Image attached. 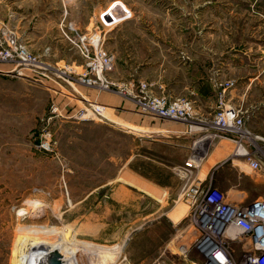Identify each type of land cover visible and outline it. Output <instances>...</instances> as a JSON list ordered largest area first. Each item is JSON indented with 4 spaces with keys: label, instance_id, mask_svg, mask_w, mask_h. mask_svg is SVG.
<instances>
[{
    "label": "rangeland",
    "instance_id": "1",
    "mask_svg": "<svg viewBox=\"0 0 264 264\" xmlns=\"http://www.w3.org/2000/svg\"><path fill=\"white\" fill-rule=\"evenodd\" d=\"M5 1L14 3L18 19L25 17L23 24H9L22 44V37L35 23L52 46L59 31L62 37L61 30L68 32V24L81 35L98 38L103 30L100 14L113 3L115 8L124 4L132 18L121 26L118 37L105 42V50L122 52L127 42L136 41V60L120 61L119 74L126 75L129 66H136V78L121 76L124 84L153 83L159 69L165 68L168 77L175 80L182 76L176 72L182 65L190 78H210L220 73L218 87L219 83L243 78L246 69L256 72L264 67V0ZM33 14L37 22L28 23ZM59 49L67 59L60 63L57 57L50 58V63L44 60L54 69L49 71V78L29 71L25 76L0 73V264H36L42 254L46 258L41 264H68L72 256L78 257L80 264L102 260L106 264H139L143 259V264H186L180 253H185L182 246L192 241L194 229L189 227L188 207L180 198L185 180L174 169L153 162L170 166L165 159L184 161L183 152L148 138L137 141L136 127L115 117L123 114L136 120L137 108L131 99L126 98L134 109H110L99 101L97 90L69 86L66 78H57L55 70L65 65L76 73L83 67L76 49L65 43ZM0 68L7 69V65ZM240 83L242 88L243 81ZM181 86L174 87L175 94ZM177 96L185 98L186 94ZM225 101L229 103L228 97ZM93 109L105 113L109 121L95 116ZM47 136L49 152L40 148ZM151 165L169 173L170 183L177 188L172 193L173 201L155 203L147 193L140 194L143 191L138 184L133 185L136 172L148 171ZM244 170L246 177H255L247 168ZM123 183L135 187L136 193ZM256 188L263 190L259 185ZM114 189L127 193H115L125 203L122 213L116 208L113 212L112 207V213L98 208V213L103 212L102 216L98 214V221L103 223L86 227L85 215L90 216L99 201H110ZM172 207L175 210L167 214L169 220L165 215ZM146 210L157 212L142 220ZM122 221L126 227L124 243L117 247L96 242L98 236L111 233L108 227L122 225ZM135 221L136 231L132 229ZM142 228L146 231L139 235ZM135 233L136 240H132ZM58 241L69 243L74 254L65 256L56 249L48 252L47 244ZM84 243L89 245L88 250L82 247ZM99 247L116 249L100 252Z\"/></svg>",
    "mask_w": 264,
    "mask_h": 264
},
{
    "label": "built area",
    "instance_id": "2",
    "mask_svg": "<svg viewBox=\"0 0 264 264\" xmlns=\"http://www.w3.org/2000/svg\"><path fill=\"white\" fill-rule=\"evenodd\" d=\"M131 18L132 12L126 6L116 10L112 4L99 16L102 28ZM61 31L77 49L83 67L81 73H76L71 66L65 65L63 69L55 70L57 78H66L69 86L76 84L99 91H115L131 99L138 112L185 124L187 134H199L193 141L191 157L182 166L174 168L185 180L180 198L188 207L189 227L194 229L192 241L188 242V249L195 255L190 264H264V195L244 203L243 193L230 197L210 182L198 179L197 174L203 154L216 140L226 139L234 145L231 158L245 161L253 176L263 175V166L254 156L258 155L264 161V138L252 135L245 128L242 112L225 101L227 90L235 82L229 80L218 84L216 110L211 119L202 120L195 116L190 100L171 99L162 92L161 86L112 81L109 73L113 69V57L104 49L101 35L96 39L94 35L86 37L71 24L67 26L68 32ZM0 65H7V69L0 68V73L9 76H25V71H29L49 78V71L54 70L42 56L28 51L16 33L6 26L0 28ZM202 142L205 145H200ZM40 148L49 152L48 141H42ZM244 172L241 175H248Z\"/></svg>",
    "mask_w": 264,
    "mask_h": 264
},
{
    "label": "crops",
    "instance_id": "3",
    "mask_svg": "<svg viewBox=\"0 0 264 264\" xmlns=\"http://www.w3.org/2000/svg\"><path fill=\"white\" fill-rule=\"evenodd\" d=\"M13 6L14 3H9L5 0H0V28L4 25L11 29L9 24L14 21H20V23L23 24V20L25 17L19 16L20 19H18L16 9ZM36 16L37 15L33 14L28 17V23L33 20L37 22V20L35 19ZM123 24L124 22L106 27L105 29L103 28L100 35L104 49L108 46V44H105L106 41L109 42L111 40H114L115 37H118L117 33L118 31L120 32L121 26ZM32 25L33 26L31 27L30 31L27 32V35L22 37L23 44L25 45L26 49L31 53L39 54L40 56H42L43 60H46L48 62V60L50 61V58L54 59L55 57H57V63L65 62L67 56L64 55L63 50L62 52H60L61 49H59L62 47L63 43L67 44L70 49H76L66 38L61 36L60 31L55 37L57 38V43L52 46V44L49 43L47 36L41 33V29L39 28V26H37L35 23ZM120 39L123 40V38H119V40ZM46 51H50L51 53H47ZM106 51L113 57V69L109 73V78L111 80L116 81L117 84H123L121 83V76H125L126 78H136L135 64L128 67V72L126 73V75L125 73H118L120 61L124 63L129 62L130 60H136V41L133 40L130 44L127 42L126 50L122 52L108 51V49H106ZM76 52L80 56L77 49ZM254 60L256 62H259V59L254 58ZM178 70H182L181 72L176 71L177 74L181 73L180 75L182 76H179L177 79L173 80V78L170 79L168 77L169 73L166 68L163 71H160L159 69V73L156 75L157 78H155L153 83L158 86H161L162 92L165 93L171 99L180 97L177 95H179L181 92L185 93L186 96L184 97L190 100L193 104L195 116L202 120L211 119L217 106V97L219 94V88L217 87V83L222 82L220 73H214L210 78L202 77L196 79L190 78V76L188 77L187 72H185L186 68L182 65L178 68ZM161 72H163V74ZM148 75L152 74L148 73ZM233 81L235 82V85L232 88H229L226 92V97H228L229 100V103L227 102V104L233 106L236 109H239L242 112L245 128L252 135L264 138V67H258V70L256 72H250L246 69L243 78H237ZM240 81H243L242 88L240 86ZM186 82L188 84H186ZM179 84H182V86L180 90L177 91L175 94L173 89L176 85ZM97 91L98 93H100L97 95V98H100L99 101H101L104 105L110 106V109H115L117 107H129L131 109H134L133 105H131V103H128L127 99L124 96H118L117 94L119 93L117 92L110 93L105 91L99 92V90ZM95 97L96 95H94V98ZM85 98L87 101L89 100V97L87 95L85 96ZM124 116L125 115L123 114H119L115 117L117 120L122 121L123 123H127L136 127L137 141L140 142L144 138H148L151 142H158L163 143L165 145H169L173 148L182 151V157L186 158L184 161H179V159H165V161L169 163L170 166L156 161L153 162L172 171L175 167L182 166L191 157L193 153V141L199 136V134H187L185 124L150 117L148 115H144L138 112L137 110L136 120L128 119ZM106 120L108 119L106 118ZM200 145L205 144L202 142L200 143ZM233 149L234 145L232 144V142L226 139L216 140L215 142H213L211 147L208 149L207 153L203 154V159L197 171L198 179L204 182H210L212 186L219 189L221 192L227 194L231 193L232 196H234L236 193L241 192L243 193L244 201H253L255 199L263 197L264 161L260 156H254L260 161L263 166V175L258 177H246V175L240 176L241 174H243L244 169L248 168V165L245 161L231 158V153ZM163 167H154L151 165L148 171L142 170L140 172H136V180L132 182L133 185H139L140 189L143 191L140 192L141 195L146 196L145 193H147L149 197H151L149 198L150 201L159 204L160 202L158 201H173L174 195H172V193L177 191V188L169 181L171 180V178L169 177V173ZM159 173H162V176ZM113 182L114 180L106 181L102 185L98 186L96 190L104 189L106 186ZM249 182H251V184ZM255 182H257V185L261 186L263 190H257V185L255 186ZM123 185L131 192L136 193V188L132 185L128 183H123ZM115 193H120L123 196L127 195V193L122 189H114L110 197V201H99L95 205V211L91 212L90 216L87 214L85 215L86 227H88L89 224H91L92 227H98L99 223H103V221H98V218L102 216L103 212L106 213L107 211L112 213L110 207L113 208V212L116 208L118 209L116 212L122 213L125 207V203L124 201H120V199L116 197ZM98 208H101L103 212L98 213ZM173 209L175 210V208L172 207L171 210L166 213V218H169V215L167 216V214L172 213L174 211ZM156 212L157 211L155 210L153 212L151 210H146L142 212L141 219L144 220L149 216L156 214ZM98 214H101V216H99ZM122 222V225L116 223L114 227H108L111 229V233H109L108 236H98L97 238L99 239V241L97 240L96 242L114 243L111 245H116L117 247L121 243H124L126 227L125 222ZM132 226V229H135L136 231V221L135 223H133ZM141 231H146V228H142L137 233H139V235L143 234V232L141 233ZM137 233H135V237H133L132 240H136ZM181 250L182 252H185L183 254L180 253L186 260L185 263L190 264L191 260L194 259V254L192 253V255H190L188 245H183ZM144 261L145 259L141 260L139 264H143Z\"/></svg>",
    "mask_w": 264,
    "mask_h": 264
},
{
    "label": "bare ground",
    "instance_id": "4",
    "mask_svg": "<svg viewBox=\"0 0 264 264\" xmlns=\"http://www.w3.org/2000/svg\"><path fill=\"white\" fill-rule=\"evenodd\" d=\"M115 4L116 3H113V7H115ZM120 6H122V7H124L125 5L124 4H120ZM117 8L118 7H116L115 9L117 10ZM115 19H117V17H115ZM84 99H86V98H84ZM93 111L95 112V116L96 115H98L99 117H101V118H104V119H106V116H105V113H102V114H100L101 113V111H99V110H94L93 109ZM108 119V118H107ZM109 120V119H108ZM66 242V241H65ZM48 245V246H47ZM46 246H47V249H50V250H47L48 252L49 251H52V250H54V249H56L57 251H59L61 254H63V255H69V256H71L72 254H74V250L71 248L72 246H70V244L68 243V244H66V243H64V242H57V243H54V244H47ZM88 244H82V247L84 248H88L89 247V245L87 246ZM94 246V245H93ZM92 247V246H91ZM80 248V247H79ZM96 248V247H95ZM94 248V249H95ZM97 249V248H96ZM88 250V249H87ZM114 251L115 250V248H113V249H110V248H108V249H105V247H103V248H98V250L97 251H100V252H104V251ZM86 251V250H85ZM94 251V250H93ZM87 253H89V252H87ZM109 253V252H108ZM115 254V253H114ZM45 255L43 256V254H42V256L40 257V259L37 261V263L36 264H41V263H43V261L45 260ZM117 258V257H116ZM115 258V259H116ZM68 260V259H67ZM90 260L92 261V262H94V259L92 258H90ZM108 263V262H107ZM68 264H80V260L78 259V257H76L75 258V256H72L71 257V259L70 260H68ZM96 264H106V261L105 260H102V261H97V263ZM112 264V263H111Z\"/></svg>",
    "mask_w": 264,
    "mask_h": 264
}]
</instances>
